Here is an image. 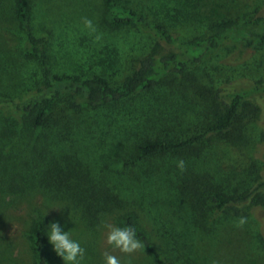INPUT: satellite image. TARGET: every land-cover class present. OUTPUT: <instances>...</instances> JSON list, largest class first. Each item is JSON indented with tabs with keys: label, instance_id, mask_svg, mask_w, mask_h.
<instances>
[{
	"label": "rangeland",
	"instance_id": "374dc122",
	"mask_svg": "<svg viewBox=\"0 0 264 264\" xmlns=\"http://www.w3.org/2000/svg\"><path fill=\"white\" fill-rule=\"evenodd\" d=\"M27 1L29 25L35 37H45L46 60L55 73L99 75L114 85L136 67L138 59L155 43L152 34L135 26H111L102 0ZM114 1L163 23L179 38L200 32L217 20L264 15V0ZM85 18L92 21V28L85 26ZM24 47L25 33L15 17L13 0H0V264H34L26 233L36 216L42 217L46 225L47 264H61L47 237L53 222L85 250L83 258H78L79 264H104L105 251L119 257L121 264H155L143 249L129 256L106 243L104 224L118 226L117 214L126 209L136 214L140 227L168 255L170 264H264L263 203L239 205L238 216L218 225L216 233L198 229L182 247L170 235L176 236L182 222L169 224L171 213L164 211V204L159 213L152 204L146 205L149 200L127 197L121 184L124 176L120 174L127 170L123 162L133 140L144 135L172 138L194 130L204 114L195 99L175 94L168 97L159 90L96 111L73 112L68 106L77 97L64 95L54 109V119L66 113L75 125L60 132L54 120L37 128L26 113L16 110V105L39 95L36 89L42 79L40 64L25 54ZM167 50L164 45L158 47L159 53ZM191 74L190 83L195 81L201 86L198 93L190 94L192 98L202 100L203 94L223 103L230 93L244 90L247 95L239 113L245 114L247 106L254 109L240 120L246 132L242 146L210 148L212 158L200 167L201 187L236 193L264 182V44H224ZM184 81L176 79L178 89ZM59 161H69L71 172L80 163L86 176L90 173L114 189L123 188L119 191L122 207L104 214L94 226L87 225L79 209L47 183L63 168L53 164ZM170 161L165 157L156 159L157 164H171ZM150 163L142 162V169ZM184 215V209L174 213L178 220ZM241 216L247 217V223L237 227ZM191 220L197 222L199 217L194 214Z\"/></svg>",
	"mask_w": 264,
	"mask_h": 264
},
{
	"label": "trees",
	"instance_id": "16d2710c",
	"mask_svg": "<svg viewBox=\"0 0 264 264\" xmlns=\"http://www.w3.org/2000/svg\"><path fill=\"white\" fill-rule=\"evenodd\" d=\"M102 1L111 26H135L152 34L155 39L150 51L138 59L136 67L114 85L99 75L81 77L53 72L43 49L45 37H35L29 25L28 1L13 0L15 17L25 33L24 52L38 61L42 76L36 89L39 95L35 99L16 105V110L26 113L32 126L39 128L50 125L55 120L54 109L64 95L77 97V101H70L68 106L73 112L82 109L96 111L135 95L159 90L163 91V95H170L168 97L175 94L195 99L204 114L198 119L194 130L172 138L144 135L133 140L132 147L127 151L128 157L123 162L127 170L118 173L124 176L120 182L124 185L127 197L142 201L147 199L149 201L146 205L152 204L159 213L164 204V211L171 213L169 224L172 225L175 220L179 224L182 222L179 230L175 229L176 236L170 233L176 245L181 244L182 247L186 246L187 240L192 239V234L198 229L210 234L216 233L218 225L238 216L239 205L264 204V193L261 192L264 182L256 183L250 190L236 193L201 187L203 174L200 170L202 164L212 158L210 148H235L243 145L246 132L240 120L254 111L253 107L247 106L245 114L239 113L240 107H244L247 92H232L223 103H217L215 96L200 94L202 100L190 96L191 93L201 90V86L195 81L190 83L193 78L191 73L219 47L227 43L246 47L264 44V15L245 20H217L208 23L200 32L179 38L163 23L142 15L132 7L117 4L114 0ZM160 45L166 46L168 50L159 53ZM178 77L185 80L179 89L176 86ZM53 124L60 132H65L75 125L73 118L66 113L60 115ZM162 157L171 159V164H157L156 159ZM178 159L185 162L184 171L177 168ZM69 161L53 162L63 168L58 174L48 178L47 183L56 193L64 194L65 198L79 209L80 216L87 225L94 226L104 214L113 213L115 209L122 207L123 198L119 191L123 188L114 189L104 184L103 180L94 179L90 173L86 176L80 163L76 165L78 168L75 166L71 172L68 169L71 165ZM145 161L157 165L150 163L147 169H142V162ZM182 209L185 217H179L178 220L174 213ZM194 214L199 217L197 222L191 220ZM203 216L206 218L202 219ZM117 222L118 227L131 226L135 229L136 238L145 244L143 250L155 264H170L168 255L155 246L148 233L138 224L137 216L132 210L126 209L118 213ZM26 236L32 249L34 264H47L46 225L42 217L36 216L30 221ZM59 259L61 264H64L62 258Z\"/></svg>",
	"mask_w": 264,
	"mask_h": 264
},
{
	"label": "clouds",
	"instance_id": "9594fccd",
	"mask_svg": "<svg viewBox=\"0 0 264 264\" xmlns=\"http://www.w3.org/2000/svg\"><path fill=\"white\" fill-rule=\"evenodd\" d=\"M84 24L86 27H93L92 21L87 18L84 19ZM177 168L180 171L185 170V162L182 159L177 160ZM246 223L247 217L241 216L237 219L236 226L242 227ZM104 227L107 229L106 243L113 249L130 256L145 248V244L136 238V231L131 226L118 227L111 223H105ZM47 237L55 253L62 258L64 264H79L78 258H83L85 250L79 242L71 239L68 231H62L60 225L53 222L49 225ZM102 255L104 264H121L119 257L110 252L105 251Z\"/></svg>",
	"mask_w": 264,
	"mask_h": 264
}]
</instances>
